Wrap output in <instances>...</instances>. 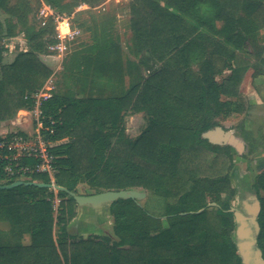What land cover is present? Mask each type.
I'll return each instance as SVG.
<instances>
[{"label":"trees","instance_id":"obj_1","mask_svg":"<svg viewBox=\"0 0 264 264\" xmlns=\"http://www.w3.org/2000/svg\"><path fill=\"white\" fill-rule=\"evenodd\" d=\"M43 1L77 20V6L91 9L105 0ZM40 3L0 0L6 15L0 19V42L20 29L29 44L11 62L3 61L0 45V121L31 109L33 102L24 96L51 74L38 54L53 42L54 28L52 22L37 24ZM128 8L138 63L148 73L132 76L124 88L118 37L94 40L63 88L42 102L43 134L55 156L57 185L76 194H83L80 183L94 193L143 188L162 198L152 207L159 214L119 198L109 205L113 240L99 234L77 239L69 228L77 203L66 191H57L55 209L49 188L0 189V218L10 224V232L0 229V264H242L229 211L236 191L231 146L213 145L201 134L244 110L243 75L253 81L264 74V0H130ZM93 64L94 76L104 80L95 89L81 83ZM225 70L230 73L223 77ZM137 112L147 123L132 140L123 119ZM208 154L213 156L204 166ZM3 178L0 174V184L18 180ZM28 180L50 183L46 174ZM251 186L260 201L257 245L264 258V171ZM18 232L29 235L28 244L13 236Z\"/></svg>","mask_w":264,"mask_h":264},{"label":"rangeland","instance_id":"obj_2","mask_svg":"<svg viewBox=\"0 0 264 264\" xmlns=\"http://www.w3.org/2000/svg\"><path fill=\"white\" fill-rule=\"evenodd\" d=\"M62 1L66 2L68 0ZM129 1L130 0H119L116 2L115 0H107L103 9H89L92 13H88V9L85 11L78 10L77 13L79 14L77 16L75 15L77 20L72 19V22L73 25L78 26L81 31L78 36L67 40V48L64 56L60 59L56 53L49 52L48 48L47 51L45 50L44 52L38 54L39 58L50 68L51 71H53L56 66L61 64V68L56 70V78L54 79L55 89L63 88L62 85L64 82L70 78V72L78 69L79 56L82 53L92 51L91 48L94 40L104 43L103 38H106V35L111 34L114 36V34H117L118 31H120L121 34V42H119L120 45L117 52H119L120 67L122 69L121 71L123 76L126 74H132L131 77H136L138 73H148L147 68L145 70L142 69V72H137L136 70L133 71V66L136 64V59L139 55L136 52L137 49L132 39L130 19H128V17L130 18V16H128L130 15L128 12ZM1 20L3 22V18H1ZM79 23H81V26H79ZM18 36L22 37L23 41H25V43H23L24 46L27 49L29 48L28 40L24 32L18 29L15 31V35H13V40H8L7 38L9 37H5L3 38L5 41L2 40L0 42V45L6 48L8 42L12 41L16 47V50L11 53L12 55H3L4 62H11L15 55L19 52L18 48L20 42L18 41ZM48 58L52 59L51 63L48 61ZM110 59L113 60L114 56L110 55ZM196 62L197 61H194L192 63L194 68H196ZM86 69L89 72V80L85 82L89 84L88 87L93 88V85L95 88L101 87V85L104 84V80L94 76V72L97 71V65L93 64ZM229 73V70H225L223 72V77L227 76ZM221 78V76H216L217 81H220ZM128 85L125 84L124 87H128ZM240 89L241 91L239 94L241 96V101L244 103V110L240 113H233L227 118H222L221 124L223 128L232 130L243 145L241 151H238L236 147L231 146L234 165L230 171V175L235 181L237 179L236 183H241L242 181L248 185V172L251 173L250 183L252 184L258 174L257 172L260 170L264 171V75L262 78H254L253 81H250L246 74L243 75ZM226 99L229 98L222 97V100ZM230 99L233 100L235 98ZM35 123L36 122L33 120L32 116L25 112V108H21L12 118L0 121V133L1 131H4V133L13 131L18 133H27L31 137H34L36 129ZM146 123L147 118L143 112L126 113L123 119V124L127 137L132 140L135 139L144 129ZM243 127L245 129H243L244 131L242 130ZM243 133H245V136ZM42 137L44 139L48 138V136L43 133ZM248 140L251 141V144L248 143ZM212 156L213 154H208L202 157L204 166L208 165ZM257 167L260 169H257ZM5 180L7 179L3 178V181ZM236 183H234L235 189L237 185ZM77 189L83 194H91L95 192L86 183L78 184ZM51 190L54 192V195L57 193L54 188H51ZM139 190L146 193L145 197L138 200L139 203H141L146 210L150 211V213L158 215L159 212L152 209V207L156 208L162 198L154 196L146 189L140 188ZM148 198L150 199L149 201L152 205L147 201ZM234 202L236 204V200ZM91 212L96 214L83 217L81 224L80 221L78 222V217H76L73 220L70 232L74 233L77 239L86 238L90 234H99L108 236L113 240L115 238L112 229L113 220L109 212L108 205L104 206L101 212H96L94 210ZM164 224L166 223L164 222ZM79 225L80 227H78ZM9 226L10 224L7 220L0 218V229H3L5 232H10ZM235 230L236 223L234 221L233 239H235ZM6 235L8 236V234ZM16 235L21 244L29 243L30 237L27 233L24 234L18 232L13 236Z\"/></svg>","mask_w":264,"mask_h":264},{"label":"built area","instance_id":"obj_3","mask_svg":"<svg viewBox=\"0 0 264 264\" xmlns=\"http://www.w3.org/2000/svg\"><path fill=\"white\" fill-rule=\"evenodd\" d=\"M115 1L118 2L119 0ZM106 3L107 0L91 7V9H103ZM83 7L90 9L89 5L81 4L75 8L74 12ZM72 15L73 13L68 15L59 12L43 0H41L35 13V20L40 27H46L49 22H52L54 28L53 42L48 45V49L49 52L56 53L60 59L66 53L67 40L78 36L81 31L78 26L73 25ZM58 68H61V64L51 71L50 76L40 89L24 96L25 99H30L33 102L32 108L25 109V112L31 115L36 122L34 137L27 133L13 131L0 134V174L5 179L28 180L33 174H46L50 183L56 184L54 177L56 169L53 164L55 156L49 150V142L42 137L41 104L53 94L55 89L53 75ZM50 123L53 124L54 121L51 120ZM54 202L56 209L58 203L56 193Z\"/></svg>","mask_w":264,"mask_h":264},{"label":"water","instance_id":"obj_4","mask_svg":"<svg viewBox=\"0 0 264 264\" xmlns=\"http://www.w3.org/2000/svg\"><path fill=\"white\" fill-rule=\"evenodd\" d=\"M202 138L208 140L213 145H229L241 151L242 143L238 140L232 130L224 129L222 126H215L204 131ZM235 181V180H234ZM237 182V179L235 183ZM237 202L232 205L229 211H232L234 221L236 223L235 245L242 264H264L262 252L257 245V236L259 233V225L257 216L260 211V203L256 194L248 189V185L241 181L236 183ZM19 185H28L45 188H55L57 191H66L71 195L77 203L80 210L82 207L103 208L110 205L115 200L134 199L136 201L145 197L146 193L139 189H121V190H104L91 194H76L68 191L65 187L52 184L35 182L31 180H16L9 184H0V189H8ZM248 189V190H246ZM214 202L208 203V206H215ZM200 211V210H199ZM81 214V211H80ZM71 228V226H69Z\"/></svg>","mask_w":264,"mask_h":264},{"label":"crops","instance_id":"obj_5","mask_svg":"<svg viewBox=\"0 0 264 264\" xmlns=\"http://www.w3.org/2000/svg\"><path fill=\"white\" fill-rule=\"evenodd\" d=\"M82 4H85V3H82ZM81 5V4H80ZM85 6H87V4H85ZM81 11H85V10H87V8L86 7H83V8H81L80 9ZM129 12V11H128ZM3 16V17H2ZM128 16H130V15H128ZM4 17H6V15L4 14V13H2L1 11H0V19L1 18H4ZM128 19H130L129 17H128ZM264 30V29H263ZM263 30H262V34H264L263 33ZM117 34H118V40H119V42H121V34H120V31H118L117 32ZM117 34H114V36H116L117 37ZM13 36H11V37H9V38H7L8 40H13ZM16 38V37H15ZM18 38V41L20 42V45H19V48H18V51H25L27 48L24 46V44L23 43H25V41H23V39H22V37H20V36H18L17 37ZM6 39V40H7ZM3 41H5V39L3 40ZM135 44V43H134ZM7 47V49L5 48V47H3L4 48V51H3V55H12L11 53H13L15 50H16V47L14 46V43L12 42V41H10V42H8V44L6 45ZM83 55L84 54H86V52L85 53H82ZM139 55V57H140V54H138ZM139 57L136 59L137 61H136V64H138L137 66H138V68H139V70L137 71V72H139V71H141L142 72V69L143 70H145L146 68H145V66L144 65H142V64H139L138 63V59H139ZM49 60V62L51 63V61H52V59L51 58H48ZM119 63H120V60H119ZM136 64L133 66V64H132V66H133V68H135V66H136ZM133 71H134V69H133ZM148 71V70H147ZM52 74H53V72H52ZM142 74H144V72H142ZM55 75H56V72H55V74L53 75V79H55L56 77H55ZM264 74H262V75H259V76H257L256 78H262V76H263ZM132 77H131V74H126V75H124L123 76V74H122V76L120 77V81H121V83H123V85H130V82L132 81ZM89 80V76H85L84 78H82L81 79V82L82 83H85V82H87ZM55 85V84H54ZM128 85V86H129ZM88 88V87H87ZM124 88H127V87H124ZM55 90V89H54ZM54 92V91H53ZM225 129V128H224ZM10 132H12V131H10ZM4 133V131H1V133L0 134H3ZM234 183H235V181H234ZM236 200V199H235ZM234 200V201H235ZM234 204H235V202H234ZM108 208H109V206H108ZM88 209V210H87ZM92 210H94V211H96V212H101V210H102V207L101 208H91V207H88V206H84V207H82V210H80L79 209V207H78V205H77V213H76V216L72 219V221H71V223H70V226H72V224H73V220L76 218V217H78V222L80 221V224L82 223V218L83 217H87L88 215H95L96 213H92L91 211ZM80 211H81V214H80ZM78 227H80V225L78 226ZM79 229V228H78Z\"/></svg>","mask_w":264,"mask_h":264},{"label":"flooded vegetation","instance_id":"obj_6","mask_svg":"<svg viewBox=\"0 0 264 264\" xmlns=\"http://www.w3.org/2000/svg\"><path fill=\"white\" fill-rule=\"evenodd\" d=\"M257 169H260V168L257 167ZM261 171H263V170H260L259 172H261ZM259 172H257V173H259ZM247 179H248V189L252 190L256 194V197L258 198V194L256 193L255 189L251 186V183H250V180H251V173L250 172H248ZM248 189H246V190H248ZM260 194L262 195V192L261 191H260ZM235 199H236V202H237V199H238L237 198V191H235V198H234V200ZM234 200L232 201L231 206L232 205H234V206L236 205V204H234ZM258 200H259V198H258ZM259 203H260V201H259ZM258 215H259V213H258ZM257 222H258V216H257ZM237 253H238V251H237Z\"/></svg>","mask_w":264,"mask_h":264}]
</instances>
